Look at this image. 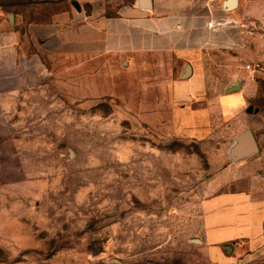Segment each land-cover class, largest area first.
<instances>
[{"label": "rangeland", "instance_id": "obj_1", "mask_svg": "<svg viewBox=\"0 0 264 264\" xmlns=\"http://www.w3.org/2000/svg\"><path fill=\"white\" fill-rule=\"evenodd\" d=\"M28 4L0 0L6 23ZM203 61L212 120L201 133L175 116L185 103L163 57L60 63L26 94L22 116L0 124V264H222L201 241L203 202L224 190L212 186L221 169L264 149V70L227 112L231 69L249 67L230 54ZM246 130L259 153L235 161L229 145Z\"/></svg>", "mask_w": 264, "mask_h": 264}, {"label": "crops", "instance_id": "obj_2", "mask_svg": "<svg viewBox=\"0 0 264 264\" xmlns=\"http://www.w3.org/2000/svg\"><path fill=\"white\" fill-rule=\"evenodd\" d=\"M26 1L28 7L15 14L14 23H6L0 8V124L21 117L24 96L44 89L55 66L70 61L169 59L178 75L172 99L185 103L175 116L197 133L208 131L212 120L204 81L206 53L236 55L249 67L235 64L231 69L237 79L219 97L227 112L250 96L252 88L242 81L250 87L253 77L263 76L264 0H236L233 8L229 0ZM248 23L254 32H248ZM237 82L239 88L229 92ZM255 118L262 130L264 116ZM252 137L257 154L258 140ZM219 185L224 190L203 202L202 244L222 264L264 259V149L254 160L221 169L212 186Z\"/></svg>", "mask_w": 264, "mask_h": 264}, {"label": "water", "instance_id": "obj_3", "mask_svg": "<svg viewBox=\"0 0 264 264\" xmlns=\"http://www.w3.org/2000/svg\"><path fill=\"white\" fill-rule=\"evenodd\" d=\"M235 1L236 0H229V7L233 8L235 6ZM10 19H12V16H10ZM238 88H239V82H237L236 85L231 87L228 91L229 92L236 91ZM251 111L252 109L251 107H249L247 109V113H251ZM256 152H257V147L252 137V134L249 131H245L244 133L238 135L235 138L234 145L229 150V155L231 158L235 160H240Z\"/></svg>", "mask_w": 264, "mask_h": 264}]
</instances>
